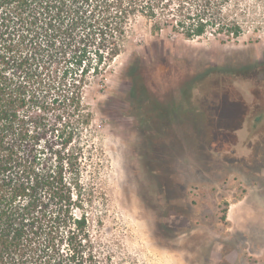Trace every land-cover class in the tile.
<instances>
[{"label": "rangeland", "instance_id": "374dc122", "mask_svg": "<svg viewBox=\"0 0 264 264\" xmlns=\"http://www.w3.org/2000/svg\"><path fill=\"white\" fill-rule=\"evenodd\" d=\"M104 1L82 7L94 28L54 36L45 75L60 85L29 113L42 146L65 151L72 134L66 150L84 149L92 245L80 261L91 253L99 264H264V0L224 10L240 36L193 37L158 31L148 0L136 1L125 36H112L117 18L108 29L97 23L116 14L105 7L114 0ZM114 42L121 55L95 73L98 52L107 56ZM134 50L144 65L131 92L124 68ZM85 67L82 124L64 96Z\"/></svg>", "mask_w": 264, "mask_h": 264}, {"label": "trees", "instance_id": "16d2710c", "mask_svg": "<svg viewBox=\"0 0 264 264\" xmlns=\"http://www.w3.org/2000/svg\"><path fill=\"white\" fill-rule=\"evenodd\" d=\"M124 1L106 4V8H116L115 15L106 10L98 17L102 29L109 28L107 20L112 17L119 20L109 28L112 36H125L129 15L139 5L136 1L147 0H131L127 6ZM232 1L239 6L238 0H148L146 7H153L148 15H152L158 31L162 26H171L173 32L188 37L204 36L208 29H213L215 35L240 36L243 30L239 21L230 20L224 12ZM103 3L104 0H0V264H99L91 253L86 263L79 258L92 245L88 212L92 194L86 193L82 180L87 160L84 149L66 150L74 139L72 134L64 139L65 151H54L49 142L42 146L40 122L29 113L60 85L49 74L46 80L45 75L53 59L50 49L56 43L54 36L72 33L79 26L94 28L84 19L82 7L88 4L98 9L103 8ZM167 16L180 20L174 24ZM100 18L108 24H100ZM187 20L194 22L185 26L183 22ZM122 48L123 44L114 42L107 56L98 52L94 72L99 73L97 66L103 61L106 64L120 56ZM133 54L124 68L131 92L136 90L132 73L144 65L136 50ZM86 67L64 96L73 111L81 114L82 124L88 123L81 94L89 69ZM220 100L214 105L216 109Z\"/></svg>", "mask_w": 264, "mask_h": 264}]
</instances>
